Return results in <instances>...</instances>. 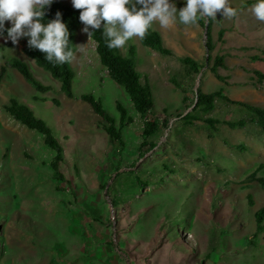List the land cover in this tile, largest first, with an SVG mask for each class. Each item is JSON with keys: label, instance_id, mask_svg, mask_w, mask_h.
<instances>
[{"label": "rangeland", "instance_id": "rangeland-1", "mask_svg": "<svg viewBox=\"0 0 264 264\" xmlns=\"http://www.w3.org/2000/svg\"><path fill=\"white\" fill-rule=\"evenodd\" d=\"M248 1L255 0H228L237 15L228 19L218 12L211 18L210 52L202 26L178 22L168 29L152 25L171 56L146 48L137 37L119 48L123 55L134 48L135 68L153 96L151 118L159 128L143 149V121L99 63L82 26L69 63L71 99L25 55L26 38L12 45L0 37V66L18 58L49 87L39 92L5 66L0 85V264H264V231L256 234L254 221L264 206V189L249 178L259 164L264 166V132L248 111L221 99L209 114L192 111L198 89L221 90L230 100L264 107V80L253 74H264V22L254 18ZM175 4L179 10L183 0ZM215 56L224 58V68L217 69L224 81L209 71ZM184 57L204 67L193 73L181 63ZM87 94L100 102L116 128V102L126 109L132 122L121 129L123 147L110 144L105 122L81 100ZM11 99L50 128L62 149V182L53 179L49 161L55 153L42 135L5 112ZM186 114L221 123L213 132L201 120L185 124ZM239 120L243 128L222 124ZM135 176L148 186L120 200ZM259 176L264 177V169Z\"/></svg>", "mask_w": 264, "mask_h": 264}, {"label": "trees", "instance_id": "trees-1", "mask_svg": "<svg viewBox=\"0 0 264 264\" xmlns=\"http://www.w3.org/2000/svg\"><path fill=\"white\" fill-rule=\"evenodd\" d=\"M253 3H255V1H248L246 5H252ZM57 11L61 13V20L67 26L69 32V47L72 48L73 52H75L74 42L78 30L82 26V24L78 20L80 10L73 9L71 3L65 0H53V3L47 8L45 12L44 21L52 19ZM211 22V18H206V22H204L202 19L197 22L205 30V48L208 52L213 49L210 36ZM9 26L10 24L5 21V30ZM223 33V30H220L218 32V38L220 40L223 36ZM0 37H6V31L2 35H0ZM89 38L94 43V50L97 54L99 63L105 69L108 77L114 83L123 88L125 93L128 95L135 112L143 121V128L141 132L143 141L140 144V149H143V147L146 146V138L154 135L158 130L159 125L154 118H151L153 117L154 112L153 96L148 81L144 78L142 82L140 74L135 68V50L132 46H130L126 54L123 55L120 49L107 48L100 30L95 31L91 36H89ZM140 40L143 46L149 48L150 50L156 52L161 56L172 55L170 49H168L164 45L161 34L157 30L152 29V27L146 32L145 36L142 39L140 38ZM22 50L25 55L35 63L36 66L48 72L55 80L59 82L60 90L64 92L67 98H73L71 90L72 73L69 67V63L53 64L47 62L46 60H44L42 53H40L38 50H30L26 46V40L23 42ZM261 53L262 55H264V48L261 50ZM209 60L210 57L209 55H207L204 64H207ZM253 60L258 61L260 60V58L253 57ZM180 61L193 73H198L199 69L204 67V65H200L190 58H180ZM6 65L9 68L15 69L24 79V81L31 85L35 90L39 92H46L49 90L48 86L42 85L32 76L26 63L19 60L18 58H11L8 62H5L0 66V85L6 72ZM224 66L225 64L223 56H215L213 59V64L209 67L210 73L213 74L215 79L218 81L225 80V78L220 76L217 72V69L224 68ZM253 74L260 82L264 80V74H262L261 72L254 70ZM217 99H221L229 104L239 106L248 111L254 117L255 123L258 125V127L264 132V107L230 100L226 96L222 95L221 90L211 93H204L203 91L198 89L196 92V100L192 111H198L202 115L209 114L214 110L215 102ZM81 100L89 104L92 108V111L96 115L100 116L105 122L104 131L109 137L110 144L123 147L124 143L122 140L121 129L126 123L129 124L132 122V119L127 115L126 109L120 103L116 102V109L119 112V126L118 128H116L115 121L103 110L100 102L98 100H95L93 96L88 94L82 95ZM4 110L13 120L17 121L26 128L34 130L42 135L43 144L55 153L52 159L49 161V168L52 171L53 179L55 181L62 182L64 177L59 170L60 163L63 160L62 149L52 135L50 128L41 119L37 118L26 105L19 103L14 99L8 101V104L4 106ZM193 120H201L213 132L217 130L215 128V124L221 123L216 119H202L201 117H197L195 114H186L183 117V121L185 124H191ZM222 124L231 129L243 128L245 126V122L243 120H239L237 122H223ZM152 146V144L149 145V147ZM140 156H142V153L140 154ZM263 169L264 166L262 164H259L254 172L249 176V178L256 181L262 189H264V177H255V175L259 172H262ZM129 182L130 191L125 193L120 200H125L129 196L130 192L134 191V194H137V191H142L145 187L148 186V183L146 181H143L141 177L138 176L130 179ZM248 202L249 205L252 204L250 196H248ZM254 221L255 233L258 234L263 232L264 206L254 213ZM205 258L209 259V254L205 255Z\"/></svg>", "mask_w": 264, "mask_h": 264}, {"label": "clouds", "instance_id": "clouds-1", "mask_svg": "<svg viewBox=\"0 0 264 264\" xmlns=\"http://www.w3.org/2000/svg\"><path fill=\"white\" fill-rule=\"evenodd\" d=\"M53 0H0V35L12 45L26 38V46L38 50L44 60L53 64L70 63L74 52L69 47V32L57 11L44 21L47 8ZM78 9L81 32L91 36L100 30L109 49H119L133 37L143 38L152 25L168 29L173 24L196 25L201 18L215 19L237 15L228 0H183L177 10L175 0H70ZM255 19L264 22V0H255L250 7ZM5 21L10 26L5 30ZM82 50V47H81Z\"/></svg>", "mask_w": 264, "mask_h": 264}]
</instances>
